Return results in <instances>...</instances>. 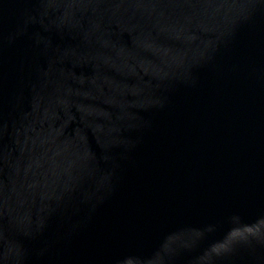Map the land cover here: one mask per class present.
<instances>
[{"label": "water", "instance_id": "1", "mask_svg": "<svg viewBox=\"0 0 264 264\" xmlns=\"http://www.w3.org/2000/svg\"><path fill=\"white\" fill-rule=\"evenodd\" d=\"M0 264H264V0H0Z\"/></svg>", "mask_w": 264, "mask_h": 264}]
</instances>
